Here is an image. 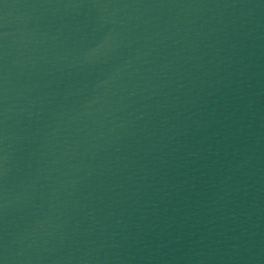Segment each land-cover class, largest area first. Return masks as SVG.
Segmentation results:
<instances>
[{"label": "water", "instance_id": "obj_1", "mask_svg": "<svg viewBox=\"0 0 264 264\" xmlns=\"http://www.w3.org/2000/svg\"><path fill=\"white\" fill-rule=\"evenodd\" d=\"M0 264H264V0H0Z\"/></svg>", "mask_w": 264, "mask_h": 264}]
</instances>
